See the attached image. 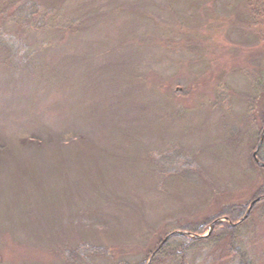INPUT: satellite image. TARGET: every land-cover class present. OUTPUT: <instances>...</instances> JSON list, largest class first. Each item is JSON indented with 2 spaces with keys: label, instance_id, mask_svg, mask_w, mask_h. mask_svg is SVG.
Instances as JSON below:
<instances>
[{
  "label": "rangeland",
  "instance_id": "374dc122",
  "mask_svg": "<svg viewBox=\"0 0 264 264\" xmlns=\"http://www.w3.org/2000/svg\"><path fill=\"white\" fill-rule=\"evenodd\" d=\"M2 2L0 264H264L257 0Z\"/></svg>",
  "mask_w": 264,
  "mask_h": 264
},
{
  "label": "trees",
  "instance_id": "16d2710c",
  "mask_svg": "<svg viewBox=\"0 0 264 264\" xmlns=\"http://www.w3.org/2000/svg\"><path fill=\"white\" fill-rule=\"evenodd\" d=\"M257 8L254 9L252 11V14H253V17H260L261 14H264V9L261 5V2H259V0H257ZM6 5L5 2H2V0H0V7ZM1 11V10H0ZM25 10H22L20 9L19 11L16 12V15H20V16H25ZM24 12V13H23ZM29 13L31 14V10L29 11ZM26 17V16H25ZM23 19V18H21ZM68 26L70 25H73V21L72 20H69L67 21V24ZM264 153V144H263V147L260 151V159L262 160V162H264V158L262 157V154ZM263 191H264V188H263ZM262 194H264V192H262ZM261 194V195H262ZM248 210V205L247 204H237V205H232V206H228L226 207V209L220 214L218 215L217 219L220 217H228L234 224L239 222L246 214ZM263 213V216H264V210L262 211ZM250 218V216H249ZM215 219V220H217ZM243 225L240 224L238 226H235V227H232V226H226V229H222L223 225L221 224H216V226L214 227V230L213 231H218V232H227V233H230L231 234V237H232V240L235 239V235L238 234L240 228L242 227ZM202 226L200 228L198 227H186V228H183L182 230L184 231H187V232H191V233H201L202 232ZM197 243V241H193L191 238L189 237H174L172 239H170L162 248L161 250L157 253V255L154 257L157 259V257L159 255H164V256H169V254H165L164 252L166 251V249H168V247H170V245L174 248H171L173 250H176L178 251L176 253L177 256H183V253H186L187 250L191 247V246H194L195 244ZM174 246H177V247H174ZM232 248L233 251L235 253H237V255L240 257V260H241V264H247V260H246V257L240 252L239 249H237V247L235 246V242L232 243ZM175 248H178V249H175ZM180 249V250H179ZM175 253V252H174ZM172 253V254H174ZM175 255V254H174Z\"/></svg>",
  "mask_w": 264,
  "mask_h": 264
},
{
  "label": "water",
  "instance_id": "95a60500",
  "mask_svg": "<svg viewBox=\"0 0 264 264\" xmlns=\"http://www.w3.org/2000/svg\"><path fill=\"white\" fill-rule=\"evenodd\" d=\"M263 141H264V128H263V131H262V134H261V140H260V143L258 144V146H257V148H256V150H255V152L253 153V158H254L255 162L257 163V165H259L260 167H263V168H264V163L260 162V161L258 160V157H257L258 152H259V150H260V148H261V146H262V144H263ZM262 200H264V196L259 197V198H256L255 200H253V201L251 202L250 206H249V209H248L247 214L245 215V217L243 218V220H241V221H240L239 223H237V224H240L241 222L245 221V220L248 218V216H249L251 210L253 209V207L255 206V204L261 202ZM227 221H228V219H227ZM237 224H235V225H237ZM235 225H234V226H235ZM213 227H214V224L210 227V231L213 230ZM210 233H211V232H209V234L206 235V236H202V237H200V236L193 235V234L186 233V232L175 231V232L171 233L170 235H168V236L163 240V242H162V244L160 245V247H162L163 244H165L168 240H170L172 237H175V236H191L194 240H197V239H202V238H206V237H208V236L210 235ZM159 249H160V248H158V250H156V251L152 254L151 259L156 255V253L159 251ZM150 262H151V261H150Z\"/></svg>",
  "mask_w": 264,
  "mask_h": 264
}]
</instances>
